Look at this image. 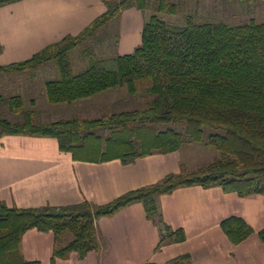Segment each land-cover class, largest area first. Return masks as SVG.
I'll return each instance as SVG.
<instances>
[{
    "label": "trees",
    "instance_id": "trees-1",
    "mask_svg": "<svg viewBox=\"0 0 264 264\" xmlns=\"http://www.w3.org/2000/svg\"><path fill=\"white\" fill-rule=\"evenodd\" d=\"M20 1L0 0V8ZM197 1L106 0V12L78 36H67L27 61L0 66V75H23L56 64L59 78L45 85L53 105H72L114 89H127L135 96L142 84L148 85L151 98L145 108L98 119L42 122L35 100L28 109L22 96L0 95V139H56L62 152L85 162L119 159L130 164L154 154L180 152L186 138L221 155L206 168L168 174L102 205L85 201L21 209L0 199V264H40L27 261L22 252V239L31 230L54 235L51 264L72 254L84 260L102 249L97 221L134 204L144 205L148 220L162 230L164 246L184 243L186 233L166 224L159 205L162 196L179 189L220 187L241 198L264 197V23L255 19L240 25L198 23L195 14H189L182 26L162 19L177 15L186 2ZM130 9L145 18L147 11L153 12L146 18L141 46L130 55L101 57L97 48L107 40L113 39L118 48L122 15ZM78 50L88 68L76 75L72 59ZM221 228L235 245L257 235L264 246V229L256 232L242 217L226 219ZM168 264H191V257Z\"/></svg>",
    "mask_w": 264,
    "mask_h": 264
},
{
    "label": "crops",
    "instance_id": "crops-1",
    "mask_svg": "<svg viewBox=\"0 0 264 264\" xmlns=\"http://www.w3.org/2000/svg\"><path fill=\"white\" fill-rule=\"evenodd\" d=\"M105 1L23 0L0 8V66L27 61L67 36H78L106 12ZM145 22L141 11H124L119 55L133 54L141 46ZM178 153L154 154L130 164L119 159L85 162L62 152L56 139L6 136L0 139V199L21 209L106 204L179 173ZM159 205L166 224L186 233L184 243L164 246L162 230L148 220L144 205L134 204L97 221L99 253L84 260L72 254L56 264H168L184 255L191 264H247L221 224L242 217L256 232L264 229L263 196L241 198L220 187L196 186L162 196ZM54 248L52 233L31 230L22 239L30 262L51 264Z\"/></svg>",
    "mask_w": 264,
    "mask_h": 264
},
{
    "label": "rangeland",
    "instance_id": "rangeland-1",
    "mask_svg": "<svg viewBox=\"0 0 264 264\" xmlns=\"http://www.w3.org/2000/svg\"><path fill=\"white\" fill-rule=\"evenodd\" d=\"M152 14V11H147L146 18L151 17ZM189 14H195L198 23L223 21L230 25H240L252 19L264 23V0L186 2L177 15H164L162 19L170 24L182 26L186 25ZM97 51L101 57H107L115 55L118 48L115 49L114 40L109 39L99 46ZM72 61L73 72L76 75L88 68V61L80 50L73 54ZM58 78L59 70L54 63L29 74H3L0 75V95L4 97L22 96L28 109L33 107L31 101L35 100L37 104L34 108L39 112L38 117L42 122L74 117L98 119L114 113L145 108L151 100L148 96V85L142 84L139 93L135 96H131L127 89H114L72 105H53L48 101L44 88L47 82ZM28 85L30 86L27 88ZM7 109V107H3V112L7 113ZM10 118L15 119V116L10 115ZM178 154L181 157L179 173L206 168L221 156L215 148L204 143H191L187 138L184 147ZM68 237L72 236L68 235ZM237 248L246 259L247 264H264V246L257 235L252 236Z\"/></svg>",
    "mask_w": 264,
    "mask_h": 264
}]
</instances>
